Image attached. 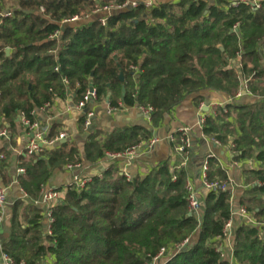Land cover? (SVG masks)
Returning <instances> with one entry per match:
<instances>
[{"label":"trees","instance_id":"obj_1","mask_svg":"<svg viewBox=\"0 0 264 264\" xmlns=\"http://www.w3.org/2000/svg\"><path fill=\"white\" fill-rule=\"evenodd\" d=\"M122 2L16 0L10 14L0 19V128L13 126L21 113L36 119L32 112L53 93H72L78 102L90 79L96 101L108 98V106L115 109L150 106L154 124L189 95L199 104L203 91L221 92L231 101L206 114L202 132L220 144L232 142L235 158L257 161L256 168L245 171L248 187L239 203L256 222H264V67L258 59L264 0L258 9L231 6L225 0H177L150 8L139 4L109 16L106 26L96 20L59 25L74 15ZM56 30L60 35L53 39ZM258 77L260 82L255 81ZM243 81L257 100H233ZM57 136L50 125L48 139ZM145 136L120 131L100 143L89 133L84 155L96 162L106 153L146 142ZM174 136L178 142L180 133ZM53 146L21 156L24 172L18 175L19 185L30 199L38 197L53 169L81 162L73 141ZM182 157L176 155L172 167L163 163L130 179L110 166L90 178L84 189L70 186L63 203L51 208L50 235L42 236V215L32 209L24 228L14 223L1 250L14 264H45L47 255V264H151L161 248L188 240L163 264H230L215 248L216 238L233 217L230 190L205 192L199 199L200 216H188ZM208 162L207 179L226 181L223 170L213 169L215 160ZM232 246L237 264H264V236L257 226L233 224Z\"/></svg>","mask_w":264,"mask_h":264},{"label":"crops","instance_id":"obj_2","mask_svg":"<svg viewBox=\"0 0 264 264\" xmlns=\"http://www.w3.org/2000/svg\"><path fill=\"white\" fill-rule=\"evenodd\" d=\"M142 2L144 0H128ZM177 0H152L153 5L167 2H175ZM208 4H215L217 0H203ZM231 3L234 0H225ZM260 5L261 1L258 0ZM16 0H0V13L10 12L14 9ZM94 18L83 22L88 23ZM82 23V24H83ZM259 63L264 67V40L258 47ZM256 82H260V78H256ZM243 86V83H242ZM203 100L196 104L194 101L195 95L185 97L182 102L175 106L169 113L163 115L162 119L157 123H152L146 119L140 109L136 106L110 108L106 100L91 102L89 107L93 111L91 126L84 129L81 125L83 113L74 108L75 102L72 93L63 94L61 97H56L43 111L36 109L35 118L43 122H47L49 126H53L56 132H64L66 134L65 141H73L81 153V162L76 168L69 169L67 166L57 167L51 172V176L45 187L60 190L64 193V198L53 202L54 207L62 203L65 195L73 184L74 176L89 177L100 175L110 166H116L119 172L122 170L123 162L121 160H110L106 155L96 162H90L84 155V144L89 133L96 135V139L102 143L107 139L108 135L120 131H136L137 134L146 135V139L156 138L157 142L151 147L142 150L138 157L127 167L125 171L133 178L136 176H144L153 168L167 163L169 166H174L176 162V154L173 151L172 143L168 138L174 133L179 132L183 127L189 129V137L192 142L191 150L185 165L187 173V182L194 188V192L198 198L204 197L205 190L202 188L200 180V170L203 159L206 156H211L215 160L213 169L219 168L226 174L228 180L233 184L232 189V206L234 225L240 222V217L235 214V210L240 205L239 200L243 191L248 187L246 182L245 171L258 166V163L253 158H235L228 144H216L213 140L206 137L202 132V127L198 124V117L203 114L212 113L215 103H227L231 100L227 95L213 91L205 90L201 93ZM238 104H247L257 100V97L249 92L242 94L233 99ZM201 106V107H200ZM201 108V110L199 109ZM4 124L5 122L2 121ZM7 132V136L0 138V151L5 155V160L0 161V185L6 189V206L4 208L3 219L0 225V252L2 243L9 241L12 226L18 222L21 228L27 225V218L31 215V210L36 209L42 215L41 230L42 236L46 235L47 219L46 212L48 206L39 202L40 192L37 198L30 199L19 185L17 172L22 168L21 156L24 154V146L27 141L26 130L22 127L20 117L16 119L13 126L5 124L3 128ZM147 140V141H148ZM141 143V142H140ZM54 146H51L52 149ZM5 176V180L3 179ZM201 212L199 213L200 216ZM47 244V241L44 240ZM224 254L229 260L231 257L230 247L224 245ZM51 259V255L46 256V262ZM165 259L159 260L153 264H163ZM45 263V264H47ZM0 264H3L0 256Z\"/></svg>","mask_w":264,"mask_h":264},{"label":"built area","instance_id":"obj_3","mask_svg":"<svg viewBox=\"0 0 264 264\" xmlns=\"http://www.w3.org/2000/svg\"><path fill=\"white\" fill-rule=\"evenodd\" d=\"M139 4H143L146 8H150L153 6L152 0H144L142 2L137 1H128L123 0L120 4H107L100 7H97L89 12H87L85 15L79 16L74 15L69 19L62 20L59 25L61 27L65 25H79L83 22L89 20L90 18H94L101 26H106L107 19L109 16L123 11L127 9H133L138 7ZM239 4H244L252 7L253 9L260 8V3L258 0H234L231 3V6H237ZM43 8H40V12H43ZM10 12L6 11L4 13H0V19L2 17H5L9 15ZM60 35V30H56L52 35L51 38L57 39ZM55 70H58V67H55ZM254 75V72L252 73V76ZM250 76V79L251 77ZM63 82L67 84L66 77H63ZM244 90V92H248L246 81H243L242 89L236 94L235 97H239L242 95L241 91ZM62 95L53 93L51 96V99L49 102L45 103L44 106L40 107L38 110L43 111L47 109L50 105V103L56 98L61 97ZM96 101V91L93 88L91 91L89 89L86 90V92L83 94L81 99L75 104L74 108L80 112L83 113V127L84 129H88L91 126V121L93 118V111L89 107L91 102ZM231 101V100H230ZM225 103H215L214 106L223 108ZM201 107V106H200ZM199 109L201 110V108ZM140 111L143 113V115L146 117V119L150 120L152 108L150 106L145 107H139ZM34 110L32 113L35 115ZM226 110L224 109V112ZM212 114H214L212 112ZM21 124L26 130L27 135V141L24 146V153L27 155H37L43 151V149L53 146L60 142L63 139H66V134L64 132H61L58 134V136L55 139H48V131H49V124L47 122H43L38 119L30 120L28 119L24 114H19ZM205 117L206 115L201 113V115L198 117V124L202 127L205 123ZM180 138L177 142V139L174 135L169 136L168 140L170 143L174 144V153L176 155H182V161L180 163V166H185L188 160V156L191 150L192 142L189 137V129L188 128H182L179 130ZM7 132L5 129H0V138L6 137ZM157 142L156 138H152L146 142H141L138 144H135L133 146H130L126 150L118 153H106L105 155L112 161L115 160H121L123 162L121 174L126 178L130 179L131 177L128 175V173L125 171V167L129 166L134 159H136L139 155V153L151 147L154 143ZM216 144H220L217 141H214ZM231 152H233V143L229 142L228 144ZM234 154V152H233ZM212 158L211 156H206L203 159L201 170H200V180L202 184V188L206 191H213L217 192L220 190H230V193L232 194L233 184L231 180H226L223 183H220L219 181H209L207 179V170H208V160ZM5 159V155L3 153H0V161ZM78 165H67V168L72 169L76 168ZM18 173H23L24 169L19 168L17 170ZM90 181L89 177H80V176H74L73 178V186L77 189L81 190L86 187V184ZM186 188L188 191L187 194V203H188V210L189 213H191L194 216H198L201 209L200 200L197 196V194L194 192V188L191 186L190 183H186ZM232 197V195H231ZM64 198V193L60 190L51 189L48 187H43L40 191V200L39 202L45 204L48 206V210L46 212V219H47V228H46V235L51 234V225L53 222L51 208L53 207L51 204L55 201H59ZM6 206V189L0 185V225L2 223L3 219V213L4 208ZM234 214V213H233ZM235 214H238L240 217V222H244L251 226H257L261 229L262 235L264 236V222H256V220L249 214L244 206L239 207L237 210H235ZM232 228H233V222L230 219L223 227L222 234L216 238V250L220 252V256L223 259H226L229 261L230 264H237L234 256H233V246H232ZM188 243V240H185L180 245H175L169 249L161 248L158 254L154 257L153 263L158 262L159 260L165 259L167 255L176 254L181 249L184 248V246ZM227 245L230 247L231 250V257L228 260L224 254V245ZM0 256L2 259L3 264H14L12 258L8 256L6 253H4L2 250L0 252ZM151 263V264H153Z\"/></svg>","mask_w":264,"mask_h":264},{"label":"water","instance_id":"obj_4","mask_svg":"<svg viewBox=\"0 0 264 264\" xmlns=\"http://www.w3.org/2000/svg\"><path fill=\"white\" fill-rule=\"evenodd\" d=\"M10 53V49L9 48H6V54H9ZM119 79L122 80V74H119ZM93 89V86H92V80L90 79L89 81V90L91 91ZM242 94H244V90L241 91ZM108 98H106V101H107ZM65 141V139L61 140L60 142L63 143ZM63 203V202H62ZM188 216H191V213L188 214Z\"/></svg>","mask_w":264,"mask_h":264}]
</instances>
